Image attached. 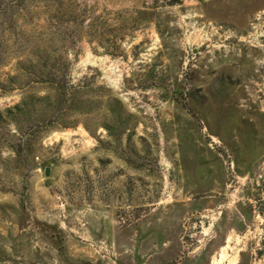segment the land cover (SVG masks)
Returning <instances> with one entry per match:
<instances>
[{"label": "rangeland", "instance_id": "1", "mask_svg": "<svg viewBox=\"0 0 264 264\" xmlns=\"http://www.w3.org/2000/svg\"><path fill=\"white\" fill-rule=\"evenodd\" d=\"M3 3L0 264H264V0Z\"/></svg>", "mask_w": 264, "mask_h": 264}, {"label": "trees", "instance_id": "2", "mask_svg": "<svg viewBox=\"0 0 264 264\" xmlns=\"http://www.w3.org/2000/svg\"><path fill=\"white\" fill-rule=\"evenodd\" d=\"M3 1L4 0H0V10H3L5 7H7V4H4ZM14 7L15 6L12 3H11V5H9V8H14ZM14 110L21 111V107L16 106V107H14ZM261 245H262L263 248H262V250L258 251V253H257L258 256H260V257H262V255L264 254V241H262V244Z\"/></svg>", "mask_w": 264, "mask_h": 264}, {"label": "water", "instance_id": "3", "mask_svg": "<svg viewBox=\"0 0 264 264\" xmlns=\"http://www.w3.org/2000/svg\"><path fill=\"white\" fill-rule=\"evenodd\" d=\"M48 174H49V170L47 169V170H46V175H48Z\"/></svg>", "mask_w": 264, "mask_h": 264}]
</instances>
